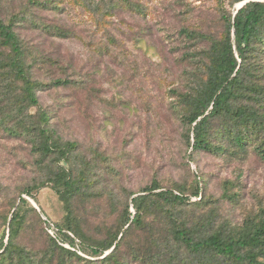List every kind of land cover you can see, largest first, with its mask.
I'll use <instances>...</instances> for the list:
<instances>
[{"label": "rangeland", "instance_id": "374dc122", "mask_svg": "<svg viewBox=\"0 0 264 264\" xmlns=\"http://www.w3.org/2000/svg\"><path fill=\"white\" fill-rule=\"evenodd\" d=\"M241 7L235 0H0V19L18 16L27 66L44 85L32 120L46 111L61 142L77 145L68 166L87 178L72 212L86 244L113 237L132 196L153 183L187 196L198 184L202 190L187 204L149 213L148 228L133 226L118 253L126 264H201L173 238V226L193 228L199 238L230 237L264 211V131L240 150L214 120L210 141L224 151H192L179 99L205 77L211 45ZM57 80L69 85L54 86ZM13 124H0V237L31 188L34 199L23 197L37 213L29 212L18 243L35 264H99L53 245L50 228H66L69 218L52 185H42L56 163L42 162L28 136L7 134Z\"/></svg>", "mask_w": 264, "mask_h": 264}, {"label": "trees", "instance_id": "16d2710c", "mask_svg": "<svg viewBox=\"0 0 264 264\" xmlns=\"http://www.w3.org/2000/svg\"><path fill=\"white\" fill-rule=\"evenodd\" d=\"M235 3L242 4V7L229 17L224 39L211 45L205 77L189 92L179 94L184 103L183 118L190 127L188 142L192 151H224L210 141V137L215 136L210 130L214 120L223 123L219 135L240 150L264 131V1L235 0ZM17 19L18 16L8 23L0 19V102L13 105L6 111L0 104V124L14 121L12 126L5 127L7 134L28 136L42 162L52 160L56 163V170L51 171L47 182L42 185H52L65 203L69 218L66 228L52 226L55 229L50 237L52 243L64 256L89 263L126 264L119 259L118 253L130 229L133 226L148 228L145 220L149 213L160 211L165 205L187 204L192 196L200 197L202 188L198 184L192 196H187L181 188L161 190L157 183H153L142 191V195L132 196L123 225L113 237L86 244L75 226L72 200L87 175L82 170L75 177L69 169L68 163L77 145L61 142L51 127L48 113L40 110L34 121L29 114L31 108H39L38 92L44 85L31 76L27 52L14 30ZM53 85L67 86L69 81L57 80ZM23 195L34 199L31 188L24 190L16 210L6 217V230L0 237V264H35L32 254L18 243L27 226L29 212L37 213ZM131 207L135 213L130 212ZM171 233L192 257L201 260V264H264V211L247 221L238 235L230 237L216 233L199 238L193 228L179 226H173ZM80 253L90 258H83Z\"/></svg>", "mask_w": 264, "mask_h": 264}, {"label": "built area", "instance_id": "2783aa9c", "mask_svg": "<svg viewBox=\"0 0 264 264\" xmlns=\"http://www.w3.org/2000/svg\"><path fill=\"white\" fill-rule=\"evenodd\" d=\"M49 232L53 235L54 234V232H55V229H54V227H51L50 228V230H49Z\"/></svg>", "mask_w": 264, "mask_h": 264}]
</instances>
